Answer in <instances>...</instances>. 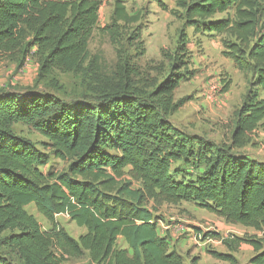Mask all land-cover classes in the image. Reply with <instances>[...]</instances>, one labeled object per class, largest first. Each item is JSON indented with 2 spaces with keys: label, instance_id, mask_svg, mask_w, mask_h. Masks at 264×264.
Returning <instances> with one entry per match:
<instances>
[{
  "label": "trees",
  "instance_id": "1",
  "mask_svg": "<svg viewBox=\"0 0 264 264\" xmlns=\"http://www.w3.org/2000/svg\"><path fill=\"white\" fill-rule=\"evenodd\" d=\"M174 2L171 13L183 30L173 74L147 94L134 84L135 69L123 49L125 43L132 48L138 42L135 50L143 45L138 27L121 32L122 24L140 20L129 14L124 0H115L106 28L120 46L114 77L103 75L89 55L104 0H0V58L14 60L23 53L24 59L35 49L40 79L55 71L82 72L93 84L90 101L70 103L0 92V264H13L10 255L22 264H64L86 254L93 264H187L159 233L163 205L194 203L228 224L264 232V162L240 153L264 130V0ZM187 29L222 37L225 56L250 81L231 140L220 145L170 122L185 105L175 102V91L195 77ZM18 125L46 138L55 157L68 162L67 170L45 175L41 168L49 156L18 134ZM179 164L201 175L179 181L174 169ZM31 204L50 230L27 212ZM59 215H68L86 233L72 238L58 224ZM208 236L229 250L211 251L216 260L239 264L234 253L246 243L255 251L246 264H264L262 240Z\"/></svg>",
  "mask_w": 264,
  "mask_h": 264
},
{
  "label": "rangeland",
  "instance_id": "2",
  "mask_svg": "<svg viewBox=\"0 0 264 264\" xmlns=\"http://www.w3.org/2000/svg\"><path fill=\"white\" fill-rule=\"evenodd\" d=\"M124 2L129 14L139 16L140 20L137 24L130 26L122 24L121 32L130 34L138 27L142 32L143 45L141 50H135L138 42L132 48L125 43L123 49L127 52L129 64L135 69L134 84L139 90L149 94L156 85L173 74V59L181 42L183 24L171 13L175 9L174 0H124ZM162 5H166L168 10H165ZM114 8L115 0H104L100 9L99 26L94 30L89 44L90 58L98 60L101 73L107 77H114L116 73L117 49L120 48L114 44L106 30L112 22ZM184 32L188 39L190 69L195 72V77L181 84L175 91V102L185 100V105L170 117V122L186 134L208 139L215 144L229 142L236 120L235 114L241 108L250 89V81L236 68L234 62L225 56L222 37L195 35L192 29ZM142 49H144L143 55H141ZM35 51L34 49L33 53L31 52L24 59H22L23 53L17 54L14 60L9 57L0 58V92L11 91L21 96L34 94L53 96L66 103L84 101L86 98L88 101L91 100L93 94L90 86L93 84H91L90 74L87 76L82 72L75 74L55 71L48 78L40 79ZM227 86L229 88L225 91ZM261 96L264 98V92ZM15 131L35 143L41 152L49 156V164L41 168L45 175L67 170L68 162L58 160L53 151L46 146L48 143L46 138L37 131L24 125H18ZM240 153L264 162V130H259L254 135L252 144ZM174 169H179L177 174L179 181L190 182L201 175V172L184 164H179ZM135 187H138L137 183ZM26 210L36 218L44 230H50L51 225L38 212L35 204L27 206ZM157 216L160 225L163 224L164 228L168 229L165 233L169 237L173 232L180 233L179 229L182 228L191 229L187 235H192L191 237L194 238L199 233H205L206 229L216 233L222 228L218 234L227 240L255 238L264 243V232L228 224L194 203H183L179 206L163 205ZM56 220L76 240L86 233V229L77 226L68 215H59ZM119 245L125 247L122 239ZM221 246L212 243L206 246L205 255H201L200 264H225L215 260L210 254L211 251L220 250ZM181 252L187 264H192L195 258L199 260L196 254L191 252L187 254L186 250ZM254 254V248L244 243L237 249L235 257L239 264H245ZM10 256L13 264H22L16 257ZM64 264L93 263L86 254L80 259L66 258Z\"/></svg>",
  "mask_w": 264,
  "mask_h": 264
},
{
  "label": "crops",
  "instance_id": "3",
  "mask_svg": "<svg viewBox=\"0 0 264 264\" xmlns=\"http://www.w3.org/2000/svg\"><path fill=\"white\" fill-rule=\"evenodd\" d=\"M220 229H222V228H220ZM248 229H251V228H248ZM165 230H168V229L164 228L163 224L160 225V223H159V233L163 237H167L168 238V241L170 243L171 249L177 251V253L181 254L183 257H184V255L181 252V250H186L187 254H189V252H191L192 254H196L199 257V264L201 263L200 259H202L201 255H205V247L208 246L210 243L216 244V245H222L220 247L221 248L220 250L217 249L215 251L220 252V253H229L228 248L223 244L222 240H220V239H213V241H211L209 243H204V242L198 241L194 237H191L192 235H187V232H191V229H188V230H184V228L179 229L181 232L178 233V234L172 231L173 233L170 234V237L167 236V233H165ZM206 230L208 231L210 229H206ZM219 230H217L215 234L220 233ZM224 248L226 250H223ZM236 253L237 252L234 253V256H235ZM222 263H225V262H222ZM225 264H227V263H225Z\"/></svg>",
  "mask_w": 264,
  "mask_h": 264
},
{
  "label": "built area",
  "instance_id": "4",
  "mask_svg": "<svg viewBox=\"0 0 264 264\" xmlns=\"http://www.w3.org/2000/svg\"><path fill=\"white\" fill-rule=\"evenodd\" d=\"M208 233H213L211 230L206 231L205 233H199L197 234V240L204 243H209L213 241V238L208 236ZM224 239V237H223Z\"/></svg>",
  "mask_w": 264,
  "mask_h": 264
}]
</instances>
